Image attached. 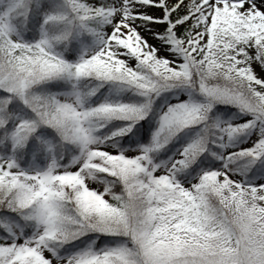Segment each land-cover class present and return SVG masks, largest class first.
Returning <instances> with one entry per match:
<instances>
[{"label": "snow or ice", "instance_id": "6c2138e0", "mask_svg": "<svg viewBox=\"0 0 264 264\" xmlns=\"http://www.w3.org/2000/svg\"><path fill=\"white\" fill-rule=\"evenodd\" d=\"M0 264H264V0H0Z\"/></svg>", "mask_w": 264, "mask_h": 264}]
</instances>
